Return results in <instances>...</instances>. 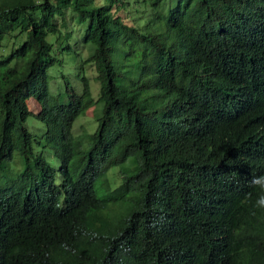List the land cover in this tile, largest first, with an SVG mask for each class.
Here are the masks:
<instances>
[{"label": "trees", "instance_id": "1", "mask_svg": "<svg viewBox=\"0 0 264 264\" xmlns=\"http://www.w3.org/2000/svg\"><path fill=\"white\" fill-rule=\"evenodd\" d=\"M13 30L25 37L0 55V171L14 151L23 166L0 184V264H264L251 184L264 175V0H0V40ZM54 45L82 83L63 79L65 101L48 88ZM95 102L94 130L72 133Z\"/></svg>", "mask_w": 264, "mask_h": 264}, {"label": "rangeland", "instance_id": "2", "mask_svg": "<svg viewBox=\"0 0 264 264\" xmlns=\"http://www.w3.org/2000/svg\"><path fill=\"white\" fill-rule=\"evenodd\" d=\"M134 3L128 8H130V12L134 14H139L140 11L133 10ZM122 13V12H120ZM68 27L71 28L72 35H77L81 29V26L78 24H75L72 20L68 21ZM25 35L23 33H17L16 30H13L12 32L6 34L3 36V38L0 40V55L6 54L9 52V50L18 45L23 39ZM46 39L50 42H53L55 39V35L53 33H47ZM71 39L69 42L70 44L73 43ZM72 45V44H71ZM78 47V48H77ZM80 44L75 46L77 51H79V54H77V61L82 64L83 59L86 58L84 48L79 49ZM75 50V51H76ZM53 52L55 55L60 58V63H56L52 66H50L47 69V74L49 79L48 82V88L50 95L56 100V101H65L66 100V94H65V84L64 81L68 82L67 84L72 86L76 91H80L82 83L78 79L79 68H76V63L74 62V55L72 52H62V50H59L55 47H53ZM83 73L88 77V83H89V91L93 98H96L97 92H98V85L99 82L97 79L94 78L95 71L93 69V66H91L88 62L83 63ZM64 79V81H63ZM27 105L29 109L32 110V112H35V104L32 101L31 98H28ZM100 102H95L93 105L88 106L85 108L77 117L74 119L72 123V133L80 132L81 130H89L92 131L96 127L97 121L96 117L100 114ZM25 124L29 131L35 135H41L45 131V125L43 122L36 119L32 114H29L26 117ZM33 151L36 152H42V155L44 158L48 161V163L55 168L57 165V160L55 159L52 152L47 148L39 147L40 144L36 142H32ZM76 157H78L75 154ZM75 157L71 159L70 166H74L75 163ZM8 169L5 171V174H3L2 171H0V184L9 183L11 178L15 175L16 172H19V170L22 169L23 161L21 156L18 154V152L14 151L11 158L9 159L8 163ZM118 182V178L116 180Z\"/></svg>", "mask_w": 264, "mask_h": 264}, {"label": "clouds", "instance_id": "3", "mask_svg": "<svg viewBox=\"0 0 264 264\" xmlns=\"http://www.w3.org/2000/svg\"><path fill=\"white\" fill-rule=\"evenodd\" d=\"M251 184L258 187L261 194L257 197L254 207L264 209V175L254 176L251 180Z\"/></svg>", "mask_w": 264, "mask_h": 264}]
</instances>
